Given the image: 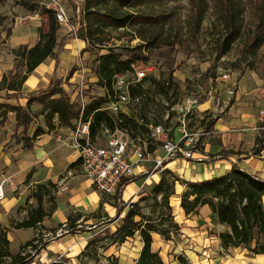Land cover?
Instances as JSON below:
<instances>
[{
    "label": "rangeland",
    "instance_id": "rangeland-1",
    "mask_svg": "<svg viewBox=\"0 0 264 264\" xmlns=\"http://www.w3.org/2000/svg\"><path fill=\"white\" fill-rule=\"evenodd\" d=\"M19 1L5 0L0 4V13L8 5L17 6ZM62 4L71 18L70 27H76L74 17L79 14L80 20L82 19L84 0H63ZM238 6L241 10L238 37L224 51L222 43L227 35L224 0H162L131 3L123 8L110 1L102 7L103 10L125 11L133 16L140 13H160L165 15V19L160 24L138 21L119 29H103L100 38L93 39L91 44L85 42L86 47L70 54L71 57L66 61H57V70L49 84L32 93L44 91L50 84H58L75 109L81 111L94 99L107 96L108 100L113 96L98 83L95 75L99 56L112 52L121 59H126L139 53L144 60L133 64L135 70L148 68L150 71L140 81L136 79L135 71H130L129 77L136 80L135 86L138 87L137 101L132 99L128 108L123 110L129 118L138 124H144L147 131L139 130L138 135L132 137L134 131L131 129H115L111 132L104 128L98 131L93 142L100 144L116 130L126 131L132 138L143 141L148 152L163 158L165 154L160 145L150 143L149 127L160 124L174 130L178 125L174 106L193 97L202 105L200 110L209 107V111L189 118L188 128L199 134L195 153H205L210 158H226L234 153L256 155L263 148L264 142V117L260 115V111L264 110V0H238ZM36 11L43 15L42 8L37 6ZM11 21L8 25L14 19ZM70 27L59 25L57 41L66 35L82 37L84 34L83 24L77 33ZM39 30L44 32L42 26L37 31ZM46 30L47 27L45 32ZM255 38L260 39L261 45L253 53H249L247 46ZM11 71L22 74L24 67L15 60ZM70 71H73L71 76ZM224 74L227 75L226 78L223 77ZM12 94L0 91V103L21 104L20 106L27 108L31 119L27 125H17L14 113H9L4 125L0 127V173L2 171L4 175L11 177L9 183L12 194L24 199V203L8 216V225L10 221L20 222L36 205L32 192L44 191L36 188V185L47 186L50 179H53L55 183L51 182L53 186L49 189L54 199L57 193H62L61 188L74 187L77 181L83 180L76 165L72 166V160L78 154V137L87 124L72 121L69 126L59 127L42 136V141L37 144L38 149L34 143L28 151L18 141L30 137L37 126L46 130L45 119L40 114L42 107L36 102L27 107L26 98L31 92L22 90L14 97H11ZM109 114L115 116L110 112ZM210 122L214 123L208 126ZM213 145H222V150L219 151ZM60 164L62 165L59 166ZM175 186L185 189L179 182ZM150 195L151 191L145 196ZM4 199L5 196L1 201ZM43 207L46 211L53 210V202H49L47 196L43 199ZM139 212L146 218L157 219L162 215L166 217L160 199L154 200L151 197L140 202ZM172 221L171 216L169 222ZM37 229L46 233L42 226ZM8 231L15 246L12 249L9 246L10 252L16 253L18 244L20 246L25 243V238L22 237L26 235L20 234V238H17L13 237L16 235L13 228L10 227ZM176 233L179 234V231ZM37 234L34 231L32 238ZM54 234L55 232L50 236H43V242L57 237ZM65 234L66 227H62L60 236ZM95 242L97 243H93L87 253H99L101 248L110 244V239L102 237ZM162 256L170 260L171 250H165Z\"/></svg>",
    "mask_w": 264,
    "mask_h": 264
},
{
    "label": "trees",
    "instance_id": "trees-1",
    "mask_svg": "<svg viewBox=\"0 0 264 264\" xmlns=\"http://www.w3.org/2000/svg\"><path fill=\"white\" fill-rule=\"evenodd\" d=\"M110 1L119 8H123L131 3H151L162 0H84L81 19L84 34L82 37H77L78 39L91 44L93 39L102 36L105 28L119 29L138 21L147 24H160L165 19V15L160 13L155 15L140 13L133 16L125 11L103 10L102 7ZM3 2L5 0H0V4ZM19 5L28 11H34L37 8V5L31 0H20ZM224 5L227 35L222 45L224 51H227L238 37V22L241 10L238 6V0H224ZM43 14L48 19L47 30L46 32L38 31L37 43L31 48L21 46L16 50H12L15 60L21 63L24 71L22 74L10 71L8 74H3L0 80V91L12 92L11 97L21 92L24 82L39 64L52 57L55 50L61 51L70 38H75L72 35H66L57 42L56 33L59 25L54 18L53 12L43 9ZM4 21L5 17L0 15V27L3 26ZM9 33L10 31L6 30V36ZM260 45V39L255 38L247 46V51L253 53ZM142 60L144 58L139 53H134L126 59H121L118 54L112 52L99 56L95 69L98 83L108 93L113 94L115 75L131 71L132 65ZM16 67L18 68V65ZM72 74L73 71H70L69 76ZM137 89L138 87L136 86L130 87L129 95L131 98L137 97ZM26 99L27 107L34 102L41 105L40 114L45 119L47 132L53 131L56 127H67L75 120L88 123L90 140H93L98 131L104 128L109 129L111 132L115 129L126 131L131 129L134 131L131 135L132 137H136L139 130L147 131L144 124H138L126 114L119 113L111 116L107 111L102 110L103 105L108 102L107 96L92 100L80 111L75 109L73 103L65 96L64 91L58 84H50L44 91L28 94ZM9 113H14L17 125H27L30 122L31 117L27 112V108H23L18 104L0 103V127L4 125ZM213 123H208V126ZM46 131L42 127L37 126L32 136L22 138L23 146L29 149L31 143ZM76 164L77 162L72 166ZM176 182H179L185 188L180 201V207L185 215L195 213L198 207L208 206L219 224L228 228V231L218 234L223 248L244 247L252 254H264V183L236 167L231 168L223 176L197 182L182 181L168 170L162 171L160 180L151 190V195L141 197L137 202L132 203L123 218L122 225L112 235L107 236L110 239V243H123L126 238L132 237L135 232H138L143 246L135 264H164L159 254L151 249V232H156L163 239L169 240L171 238L170 234H176L178 231V225L173 223V221L169 222L171 217L169 197L175 192ZM124 184L127 185L128 181H125ZM52 186L53 184L51 183H48L47 186L36 185V188L43 189L45 194L44 191L43 193L33 191L32 197L36 205L30 209L27 216L20 222H11V228L37 229L40 227V223L45 217H49L52 211H46L43 207L45 196L48 197L49 202H52V194L49 189ZM120 191H117V195ZM150 197L154 200L160 199L161 205L166 211V217L162 215L157 219H145L139 212L140 202ZM135 217H139L140 220L135 221ZM143 221L145 222L143 223ZM61 227L59 226L58 229ZM65 227L67 234H71L76 226L69 220ZM171 229H173V232H171ZM54 231L49 230L51 233H54ZM6 234L7 230L0 228V264H26L46 244V242H43L42 233L39 231L34 238L26 241L15 254H12L9 251V241ZM253 242L255 244L251 247ZM93 243L96 242L92 241L86 246L82 256L95 257L96 254L87 253ZM51 264H66V262L56 261Z\"/></svg>",
    "mask_w": 264,
    "mask_h": 264
},
{
    "label": "crops",
    "instance_id": "crops-1",
    "mask_svg": "<svg viewBox=\"0 0 264 264\" xmlns=\"http://www.w3.org/2000/svg\"><path fill=\"white\" fill-rule=\"evenodd\" d=\"M17 4V6H6L0 13V15L5 17L3 26L0 27V80L3 74L13 69L15 56L12 50H16L21 46L33 47L38 41V28L42 26L45 32L48 24L46 15H40L39 11L36 10L25 11L19 3ZM12 19H14V22L8 25V22H12ZM6 30L10 31L8 36H6ZM85 47V41L77 37L68 40L61 51H54L53 56L56 54L57 56L47 58L30 73L22 86V90L32 93L41 87H46L57 70V61L62 63L68 57H71L70 54ZM201 106L200 104L197 108L196 115L197 113L202 114L209 108L200 110ZM215 126H218V124ZM57 128L59 127L54 130ZM50 132L46 131L43 135L37 137L31 143L29 149L24 146L23 148L29 151L35 143V147L38 149L37 144L42 141L41 137ZM103 142L104 140L101 143ZM18 143H22V139ZM213 146L219 148V151L222 150V145ZM204 151L207 152L206 150ZM197 154L208 157L205 153ZM151 155L156 157L152 152ZM72 162H77L76 168L82 175L78 154ZM23 167L21 166V168ZM233 167L264 183V142L263 148L256 155L234 153L226 158L216 156L210 158V161L205 160L200 163H194L183 158H175L164 162L162 168L156 171L152 170V163H143L136 169V176L124 186L118 195L99 193L93 188L91 182L82 175L83 180L77 181L76 186H68L62 193L55 195L54 199H52L53 210L50 216L45 217L39 225L46 232L49 230L56 231L59 226H65L70 220L76 226L74 232L47 240L44 248L26 264H51L57 259L65 261L66 264H109V262L110 264H135L143 246L138 232H135L132 237L126 238L123 243L106 245L105 248H101V251L95 257L82 256V253L90 242L112 235L122 225L123 218L131 204L137 202L154 188L161 178L162 171L168 170L182 181L197 182L223 176ZM10 181L11 177L4 175L1 171L0 186L5 199L3 201L0 199V228L7 230L6 237L12 249L15 246L10 240V232L8 230L11 227V221L8 225L7 221L10 218L8 216L24 203V199L15 197L12 194ZM50 181L55 183L53 179H50ZM174 190V194L169 197V206L171 207L173 223L179 227V234L171 233V238L165 240L158 233L151 232V249L159 254L164 264H264V254H252L244 247L223 248L218 234L228 231V228L219 224L208 206L198 207L195 213L185 215L180 207L181 196L185 189L175 186ZM145 219L149 218L145 217ZM134 220L139 221L140 218L135 217ZM80 228L83 230H80ZM13 230L16 233L13 237L20 238V234L26 235L22 237L25 238L24 242L32 239L34 231L36 233L39 232L37 231L38 229ZM174 235L177 236L174 238ZM254 244L253 242L251 247ZM20 246L18 244L17 248L19 249ZM168 249L172 252L170 260H166L162 256L163 252Z\"/></svg>",
    "mask_w": 264,
    "mask_h": 264
},
{
    "label": "built area",
    "instance_id": "built-area-1",
    "mask_svg": "<svg viewBox=\"0 0 264 264\" xmlns=\"http://www.w3.org/2000/svg\"><path fill=\"white\" fill-rule=\"evenodd\" d=\"M31 1L42 9L51 10L58 25L70 27L71 18L62 0ZM74 19L76 27L70 28L77 33L81 28L79 14ZM131 70L135 71L138 81L144 79L150 71L148 68L135 70L134 65ZM129 74L130 71L115 75L113 96L103 105L102 110L115 115L126 114L123 109L128 108L132 99L137 101V97L131 98L129 95L130 87L136 84V80L131 79ZM223 77L226 78L227 75L224 74ZM199 105L200 102L196 98L190 97L174 106L178 125L172 130L173 132L160 124L149 127L150 143L154 146L160 145L165 154L163 158L152 157L151 152L147 151L146 144L137 138H132L126 131L116 130L115 133L105 138L103 143L97 144L90 140L89 125L85 124L77 141L78 161L82 175L99 193L114 195L124 188L125 181L130 182L136 176V169L143 163H152V170L156 171L162 168L164 162L175 158H183L194 163L210 161V158L195 153L199 134L188 128L189 118L195 116ZM205 111H209V108ZM260 115L264 117V110L260 111ZM64 190V187L61 188V192ZM2 198L3 193L0 188V199ZM61 231L62 227L54 231V235L60 237ZM47 232H43L42 237L51 235V232ZM56 261L61 260L57 259L53 262Z\"/></svg>",
    "mask_w": 264,
    "mask_h": 264
},
{
    "label": "bare ground",
    "instance_id": "bare-ground-1",
    "mask_svg": "<svg viewBox=\"0 0 264 264\" xmlns=\"http://www.w3.org/2000/svg\"><path fill=\"white\" fill-rule=\"evenodd\" d=\"M0 188H1V186H0Z\"/></svg>",
    "mask_w": 264,
    "mask_h": 264
}]
</instances>
